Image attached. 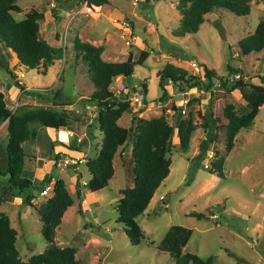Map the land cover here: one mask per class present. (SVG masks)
I'll use <instances>...</instances> for the list:
<instances>
[{"label": "rangeland", "instance_id": "374dc122", "mask_svg": "<svg viewBox=\"0 0 264 264\" xmlns=\"http://www.w3.org/2000/svg\"><path fill=\"white\" fill-rule=\"evenodd\" d=\"M111 1L114 6L96 7L93 16L79 14L72 19L70 15L75 9V1L73 2L69 16L60 22V38L53 44L56 48L64 49L62 63L58 64V78L56 82L54 79V84L46 87L52 90L61 86L66 96L73 100L79 99L73 70L69 66V51L75 55L71 46L76 37L81 38L80 35L91 33L94 38L102 40V45L115 50L114 57L102 55L107 61H125L130 54L137 60L143 50L150 51L146 65H137L132 79L124 78L130 86L125 82L119 83L121 77H118L112 88L131 102V108L119 121L121 126L133 127L136 117L150 119L166 114L169 123L174 126L167 154L170 174L155 192L145 213L137 219L144 238L142 243L136 245L130 241L123 225L117 221V200L122 196L121 190L133 184L129 157L132 139L123 150L119 149L114 159L115 174L109 185L97 194L90 191L87 185L90 174L81 166L85 194L89 199L96 198V202L82 205L76 195L77 177L72 186L67 173L61 172L69 191H72L74 204L68 208L58 227L56 243L61 247H76V256L81 264H175V255L161 250L159 245L172 226L181 225L191 228L193 235L185 246L178 249V254L191 252L203 259L214 256L215 264H244L240 260H245L248 264H264V105L260 107L252 126L236 136L234 147L228 153L225 127L228 121L223 110L225 103H233L237 110L249 111L240 90L223 89L221 81L215 79L210 90L203 87L190 90V100L183 105L185 92L179 93L168 84L167 88L172 89L173 96L161 102L159 97L162 91L158 77V71L168 63L184 67L189 73L200 77V66L203 63L221 76H228V87L239 79L250 83L262 82L264 50L244 56L239 42L252 34L259 22L264 20V0H253L251 12L246 16H237L224 8L207 14L199 31L184 37L175 35L182 18L178 8L179 0ZM50 2L51 0H18L21 10L13 12V15L17 20L24 19L37 9H49ZM56 9L60 11L59 6ZM115 19L130 21L133 25L134 32L131 36L135 38L131 44H127L122 37L120 25L114 22ZM2 61L9 63L12 71H19L17 67L20 65L15 55L0 44V65ZM76 65L84 74L79 92L90 96L87 65L81 59L76 60ZM228 65L235 69L231 75L227 70ZM27 70V78L30 80L36 72ZM54 76L51 72L47 79L51 81ZM39 79L42 81L44 78L39 76ZM12 80L7 69L0 66V82L11 83ZM140 80L147 83L148 95L138 101L136 96L144 95L142 86L133 91L132 85ZM150 103L154 105L145 108ZM142 110L143 113H140ZM87 111L96 124V113L92 114L90 109ZM187 118H192L196 129L185 150L179 141L177 123L180 119ZM209 119L214 124L208 130L205 123ZM35 129L34 126L32 134ZM207 137V154L202 159L197 158L201 143ZM97 147L94 144L93 151ZM215 155L226 157L224 177L209 172ZM30 161L32 160L27 155L24 172L33 177ZM45 171L52 172L54 176L59 174V170L51 163H47ZM0 184H3V189L8 190L5 186L8 184L7 177H1ZM38 191L39 188L35 190L38 194L36 204L40 206L45 198ZM9 193L7 191L6 196H3L8 198ZM4 206L10 210L13 226L20 231L16 244L22 260L28 261L32 255L44 252L48 243L42 235L43 221L38 212L32 210L34 214H28V221L21 222L17 209L10 202H5ZM38 206H35L36 210ZM194 212L202 213L205 217L198 219L192 216Z\"/></svg>", "mask_w": 264, "mask_h": 264}, {"label": "trees", "instance_id": "16d2710c", "mask_svg": "<svg viewBox=\"0 0 264 264\" xmlns=\"http://www.w3.org/2000/svg\"><path fill=\"white\" fill-rule=\"evenodd\" d=\"M72 1H75V5L73 4L75 7L79 4V0H58L57 7H65ZM252 1L179 0L178 8L182 18L181 26L175 31V35L184 37L188 34L197 33L206 21V15L220 8L227 9L237 16L249 15ZM88 2L98 7L110 4V0H88ZM66 8L70 9L72 5L66 6ZM20 10L18 0H0V44L10 48L16 54L20 66L28 69L42 67V73L46 74L55 60L62 58L64 49L56 48L41 37L40 21L44 19V12L34 13L24 19L17 20L13 12H19ZM60 12L54 8V17L59 18ZM60 33L59 31L56 33V39L60 38ZM239 47L241 54L244 56L264 50V20L259 22L252 34L239 42ZM73 49L76 60L81 59L82 62L86 63L89 77L95 88L88 101L77 102L66 96L62 88L42 92L35 89L27 91L25 84L19 82H17V85L29 95L52 101L53 106H64L77 102L79 106L89 104L96 108V121L103 134V141L97 156L89 157L85 163L90 174L89 188L92 193L99 192L109 185L115 174L114 159L119 149L123 150L132 139V149L129 157L133 184L121 190L122 196L117 200V221L123 225L130 241L138 245L142 243L144 233L137 219L145 213L155 192L170 174V163L167 154L169 152V140L174 134V126L169 123L165 113L150 119L136 117L133 127L121 126L119 121L124 113L131 108V102L118 95L112 85L118 77L132 79L135 67L146 65L150 51L143 50L137 60H134L132 54H130L125 61H107L102 57L105 50L104 46L94 45L88 41H83L79 37L74 39ZM2 66L7 69L11 76H14L9 63L2 61ZM227 70L230 73L229 75L235 71L232 65H228ZM158 77L162 91L159 97L161 102H165L171 97L167 89L168 84L181 93L197 87L210 90L214 85V80L219 79L223 89L229 91L240 90L249 111L237 110L233 103H225L223 110L224 117L228 121L225 125L226 151L228 153L234 147L236 136L242 130H248L252 126L260 107L264 105V77H261L262 82L260 83H250L247 80L239 79L231 87H228V76H221L215 69L203 63L200 66V77L189 73L186 68L172 63L166 64L159 70ZM139 86H142L145 98L148 93V85L145 81H139L137 84L132 85V90L136 91ZM148 105L154 104H146L145 108ZM175 110L177 109L175 108ZM78 118L64 110L44 106H19L13 112V109L8 106L5 93L0 90V122H8L9 134L4 164L0 166V176L8 178L7 191L12 196L24 195L23 206H35L33 200L38 198L33 192L39 187L34 186L29 178L23 176L25 166L23 144L30 140L34 126L40 125L59 130L68 128L72 125V122L79 120ZM213 124L214 121L209 119L205 123L206 129H212ZM177 128L180 144L186 150L196 125L193 123L192 118L180 119ZM208 142V137L202 141L197 158L202 159L206 156ZM53 146L51 150H53ZM65 146L71 150H81L80 147L75 145ZM53 155L56 162L59 155ZM215 156L216 158L211 161L209 172L224 177L226 157ZM79 166L81 164L70 168L74 170L77 176L76 195L83 202L82 174L74 169V167L80 168ZM52 180L54 181L53 195L37 207L39 217L43 221L42 235L48 243V247L44 252L32 255L28 261H23L20 257L16 244L18 231L12 226L10 217L1 210L4 198L3 195L0 196V264H81L76 256L78 252L76 247H61L56 243L58 227L62 224L65 212L74 204V199L64 179L51 176L49 181ZM43 187H40V191ZM7 191L4 189L3 194ZM192 216L198 219L205 217L204 214L195 212L192 213ZM192 235L193 230L191 228L174 225L168 230L159 248L172 256L175 255V264H215L214 256L203 259L191 252L178 254V249L185 246ZM240 262L248 264L245 260H240Z\"/></svg>", "mask_w": 264, "mask_h": 264}, {"label": "crops", "instance_id": "0c3cea01", "mask_svg": "<svg viewBox=\"0 0 264 264\" xmlns=\"http://www.w3.org/2000/svg\"><path fill=\"white\" fill-rule=\"evenodd\" d=\"M72 4H73V1L69 3V5H72ZM69 5H65V7L64 6L59 7V9L61 11L59 18L54 17V9L51 8V6L49 7V9H44V10H41V9L38 10L37 9V10L33 11V14L38 13V12H44V19L40 21V27H41L40 28V35L43 39L47 40L52 45L56 41V33L58 32L59 25H61L60 22H62V20L65 17L69 16V14H70L69 9L66 8V6H69ZM109 5L114 6L115 4L112 3V1L110 0ZM118 5H116V6H118ZM106 6H108V5L99 6V7L104 8ZM95 7H98V6H95ZM73 11H74V9L72 10V12ZM80 37L82 39H84L85 41H88V42H90L94 45H97V46L104 44V43H102L101 39L94 38L93 34H91V33L89 35H87V34L86 35H80ZM102 46H104V48H105L103 54H105L107 56H111V57L115 56V54H116L115 50L106 47V45H102ZM71 47L73 48V45ZM11 52H12V50H11ZM12 53L15 55V58L18 60L16 54L14 52H12ZM69 59H70V65L69 66L73 70V72H72L73 76H74L73 79L75 82V86H77V89H78V98L79 99H75V100L77 102L88 101L89 96L84 95V94L79 92V90L81 88V82L83 81V75L84 74H82L80 72L79 66L76 65V56L74 55V53L71 50L69 51ZM59 63H62L61 58L55 60L54 64L48 68V71L46 74L42 73V70H43L42 67H40L41 70L39 68L38 69H29L30 72H36V73H34V75H32V78L30 80L27 78V73H28L27 69L28 68H25L23 66L17 67L18 70H20V68L22 67L20 71L25 72V78H24L25 89L27 91L28 90H34V89H38V88H42V87H46V86H50V85L54 84L52 82L54 81V79L56 82L57 78H58L57 72H58V64ZM0 66H2V65H0ZM10 69L13 70L12 67H10ZM51 72H53L55 74V76L50 81L47 78L49 77ZM13 74H14V76H12L13 80L11 83H9V81H7L6 83L0 82V86L2 87V90L5 93L9 107H13L16 103H18L20 105V107H23V106L53 107L57 110H64L65 112L69 113L70 115H72L74 117H79L78 118L79 120L72 122V125L69 126L68 128H62L59 130L53 129V128H48L45 126H40V125L35 126L36 129H35V132L33 134H31L32 137L30 138V140L26 141L23 144V147L25 150V158L27 155L30 157V159L32 161H30L31 163H30L29 167L31 170L34 171L33 177L26 175L24 171H23V176L29 178L33 182L34 186L39 187L38 193L40 194V192H41L40 187H42L46 183H48L51 176H54V174H52V172L45 171V167H46L47 163H51L52 165H54V155L53 154H58L59 152H64V153L66 152V153H73V154H77V155H81V156H86L87 158L96 157L98 152H99V149L101 147V143L103 141V134L99 129L98 122L96 121V124H95L93 116H92V118H90L89 117L90 114L87 113L88 112L87 110L90 109L92 114L93 113L95 114L96 108L94 106L91 105V108L87 107V105H89V104H86L85 106H82V105L79 106L77 104V102L66 104L64 106H53V103L50 100L40 99L38 97H34L32 95L25 93L24 89L20 88L17 85L18 81L16 78V73L14 72ZM39 76H42L44 79H42V81H40ZM87 79L89 81L88 83L90 84L88 86V88H90L89 92L92 93L95 88L93 86V83L91 82L90 77L87 76ZM140 81H142V80H140ZM122 82H125L123 77H121V80L119 83H122ZM125 84L127 86H130V84H128L127 82H125ZM59 88H62V87L59 86ZM147 95H148V93H147ZM140 113H143V110H142V112L140 111ZM86 118H87V120H85ZM7 127H8L7 121L0 122V166H2L4 164L5 150H6L8 142H9V134H8V128ZM67 129H73L77 133L84 135V142L82 144L76 143V141L73 138H70L68 136ZM94 144L98 147L95 148L93 151ZM65 145H73V146L75 145V146L80 147L81 150L80 151L71 150V149H69V147H66ZM52 146L54 147L53 150H51ZM131 149H132V144H131ZM130 153H131V150H130ZM47 161H49V162H47ZM81 166H84V168L88 172L87 165L81 164ZM81 166H80V168L77 167L76 170H77V172L79 171L82 174V177H81V180H82L84 174H83V170L81 169ZM54 167H55V165H54ZM24 169H25V166H24ZM58 170H59L58 177L64 179V177H62V175H61V172L67 173V177H68L69 181L71 182V185L73 186L74 182H75L74 179H76V177H77L76 174L74 173V170L71 168L66 169L64 171H62L60 169H58ZM1 177H5V176H0V182H1ZM65 182H66V180H65ZM81 183H82V190L84 192V200L82 202V205L86 206L89 203L96 202V198H95V200H93L94 197L91 199H89L87 197V193L85 194V186L83 185V180L81 181ZM87 185H90L89 182L87 183ZM5 186L8 187V184H5ZM2 189H3V184L0 186V196L6 194V193L3 194L4 189L3 190ZM70 193L72 195V191H70ZM33 194L38 196V194H37V192H35V190H34ZM95 194H97V192H95L94 195ZM7 195H8V198H5L6 195L3 196L4 201L1 205V210L3 212H5L10 217L12 226L14 225L13 219L9 214L10 210L8 208L5 209V206H4L5 202H10L11 206H13L17 209V212L19 213V217H20L21 222L28 221V214L33 213L32 210H35L37 212L35 206H38V205L36 204L37 203L36 201L33 202L35 206L25 207L22 204L23 203V197L22 196L15 197V196H12L10 193ZM19 207H20V209H19ZM84 209H85V207H84ZM38 216H39V214H38ZM13 227H15L17 229L18 237H19V235H20L19 229L16 226H13Z\"/></svg>", "mask_w": 264, "mask_h": 264}, {"label": "built area", "instance_id": "2783aa9c", "mask_svg": "<svg viewBox=\"0 0 264 264\" xmlns=\"http://www.w3.org/2000/svg\"><path fill=\"white\" fill-rule=\"evenodd\" d=\"M57 5H58V0H51L50 6H52L53 8H57ZM95 9L96 7L94 5L89 4L88 0H81V1L79 0V4L75 7L74 11L71 12L70 16H72V19H74L79 14H87L93 16L96 13ZM114 22L120 25V28L119 27L118 28L120 31H122L123 33L122 37L125 39L126 43L131 44L132 39L135 38V36L133 35L131 36V34H133L134 32V27L131 24V22L120 21L118 19H115ZM64 39L67 42L66 40L67 38L65 37ZM15 73H16L17 81L20 84H24L25 72L19 70L18 72ZM172 89L171 90L168 89V93L169 95H171V97L173 96ZM0 90L3 91L1 86H0ZM35 90H40L42 92H45L51 89H49L48 87H42ZM190 93H191L190 90L185 91L186 97L182 100L183 105H186L189 102L190 98H188V96ZM143 98L144 95L136 96V99L138 101H140ZM19 106L20 105L16 103L13 107H11L13 109V112H15L19 108ZM87 107L91 108V105H87ZM182 112L185 113V110H183ZM67 134L70 138H73L78 144H82L84 142V135L77 133L73 129H67ZM58 155H59L58 159L56 160V162L54 161V165L62 171L70 167H73L75 165L78 166L80 164H85L88 161V158L86 156H81L73 153L59 152ZM74 169L76 170L77 167H74ZM53 182L54 181L52 180L44 185L42 191L40 192V195L43 198L47 199L53 195L54 192ZM161 198H164V196H161ZM33 201H36V199Z\"/></svg>", "mask_w": 264, "mask_h": 264}, {"label": "water", "instance_id": "95a60500", "mask_svg": "<svg viewBox=\"0 0 264 264\" xmlns=\"http://www.w3.org/2000/svg\"><path fill=\"white\" fill-rule=\"evenodd\" d=\"M222 208L220 207L219 210H221Z\"/></svg>", "mask_w": 264, "mask_h": 264}]
</instances>
